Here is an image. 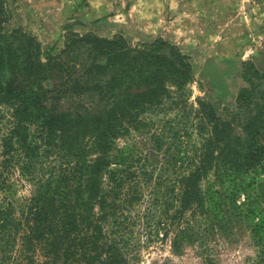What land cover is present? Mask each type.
I'll return each instance as SVG.
<instances>
[{"label":"trees","instance_id":"trees-1","mask_svg":"<svg viewBox=\"0 0 264 264\" xmlns=\"http://www.w3.org/2000/svg\"><path fill=\"white\" fill-rule=\"evenodd\" d=\"M11 17L9 0H0V264H128L120 233L124 210L140 194L130 151L116 148L115 140L174 103L192 78L189 57L160 37L133 43L121 33L72 29L51 52L32 31L10 24ZM241 77L245 85L228 114L198 101L209 131L191 168L175 179L179 192L167 216L177 223L173 246L198 241L205 264H215L207 244L215 229L264 202V183L250 196L241 178L264 162V67L245 63ZM13 169L35 186L18 214L7 194ZM210 172L221 186L240 177L247 209L239 210L225 187L202 190ZM190 209L191 220L181 226L178 218ZM261 210L253 264H264Z\"/></svg>","mask_w":264,"mask_h":264},{"label":"rangeland","instance_id":"rangeland-1","mask_svg":"<svg viewBox=\"0 0 264 264\" xmlns=\"http://www.w3.org/2000/svg\"><path fill=\"white\" fill-rule=\"evenodd\" d=\"M9 8L10 24L32 31L51 52L61 48L64 33L72 29L101 36L121 33L133 43L160 37L188 55L192 78L179 96H173L174 103L167 101L161 112L144 115L142 126L115 140L116 148L130 151V169L135 171L140 194L134 208L124 210L120 235L128 264H205L206 252L198 241L173 246L177 223L168 217L176 203L172 197L179 192L174 183L191 168L194 152L209 131L198 101L210 100L218 114H228L239 87L245 85L243 65L264 67V0H9ZM4 130L0 122V144ZM1 159L0 155V166ZM114 167L112 163L110 168ZM214 178L210 172L201 180L202 190L221 192L225 187L238 209H247L242 203L245 189L236 185L240 177L222 186ZM241 178L249 183L250 196L257 193L258 183H264V162ZM8 184V198L18 214L34 193V181L13 169ZM255 206L246 212L248 217L235 215L230 227L215 229L207 241L215 264L256 260L253 228L260 223L264 202ZM190 213L191 209L185 211L178 224L190 221Z\"/></svg>","mask_w":264,"mask_h":264}]
</instances>
